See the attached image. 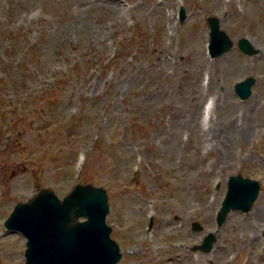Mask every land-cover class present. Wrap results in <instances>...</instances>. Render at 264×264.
<instances>
[{"label":"rangeland","instance_id":"obj_1","mask_svg":"<svg viewBox=\"0 0 264 264\" xmlns=\"http://www.w3.org/2000/svg\"><path fill=\"white\" fill-rule=\"evenodd\" d=\"M208 17L233 43L214 60ZM237 174L260 193L217 227ZM81 182L107 191L117 264H264V0H0V264H24L14 205Z\"/></svg>","mask_w":264,"mask_h":264},{"label":"water","instance_id":"obj_2","mask_svg":"<svg viewBox=\"0 0 264 264\" xmlns=\"http://www.w3.org/2000/svg\"><path fill=\"white\" fill-rule=\"evenodd\" d=\"M210 24L214 54L228 51L231 43L218 31L217 20H210ZM240 47L251 53L247 43ZM250 83L238 88L243 98L250 94ZM258 189L256 182L231 177L218 214L219 223L231 208L249 210ZM108 209L107 194L102 188L77 186L62 201L51 190L43 189L29 202L17 204L5 226L27 239L25 264H115L121 255L117 244L110 239L111 229L105 224ZM80 218L86 220L79 222ZM213 241L209 234L202 249L209 251Z\"/></svg>","mask_w":264,"mask_h":264},{"label":"bare ground","instance_id":"obj_3","mask_svg":"<svg viewBox=\"0 0 264 264\" xmlns=\"http://www.w3.org/2000/svg\"><path fill=\"white\" fill-rule=\"evenodd\" d=\"M207 111V108H205V112ZM200 124H201V122H200ZM201 126H202V124H201ZM201 128V127H200ZM207 130H209V131H211V126H209V124H208V129ZM219 130V129H218ZM202 131V130H201ZM220 131V130H219ZM216 137H218V138H220L221 137V134H222V132H218V131H216L215 129H213V132H212Z\"/></svg>","mask_w":264,"mask_h":264}]
</instances>
